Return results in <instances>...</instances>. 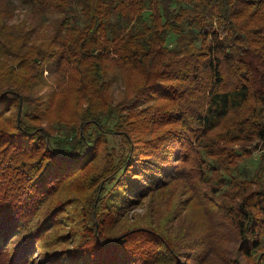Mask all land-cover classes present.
<instances>
[{
	"label": "trees",
	"instance_id": "obj_1",
	"mask_svg": "<svg viewBox=\"0 0 264 264\" xmlns=\"http://www.w3.org/2000/svg\"><path fill=\"white\" fill-rule=\"evenodd\" d=\"M24 1L37 9L29 26L17 31L13 49L0 46L20 69L0 93V116L15 106L12 136L22 144L7 153L11 140L0 128V264L175 260L170 234L127 212L142 201L166 200L175 184L194 186L189 179H210L204 192L229 211L237 248L249 256L264 229V151L251 175L239 173L248 183L234 181L233 192L217 197L215 184L232 177L219 173L215 153L242 161L264 148V0ZM44 8L61 14L46 33ZM112 67L132 76L116 102L108 95ZM44 70L79 105L71 120L58 118L54 126L40 124L44 112L33 94ZM156 100L172 105L158 119L180 126L160 138L161 150L146 152L132 145L126 121ZM109 116L115 128L126 127L118 129L128 143L119 159L102 137ZM215 131L217 142L196 147ZM98 153L103 165L92 167ZM64 190L71 193L61 197Z\"/></svg>",
	"mask_w": 264,
	"mask_h": 264
},
{
	"label": "rangeland",
	"instance_id": "obj_2",
	"mask_svg": "<svg viewBox=\"0 0 264 264\" xmlns=\"http://www.w3.org/2000/svg\"><path fill=\"white\" fill-rule=\"evenodd\" d=\"M36 10V6L25 3L24 0H0V34L2 33L0 39L4 38L0 40V46L5 47L7 44L6 51L10 48L13 49L9 45H12L17 39V31L29 26ZM60 15L53 9L44 8L43 12H41V17L43 16L41 22L42 32L46 33L52 22H54L53 20L60 18ZM10 52L12 51L3 52L0 48V93L6 89L10 75L15 70H20L17 67L16 60L9 54ZM2 68L10 69L11 73L4 72ZM124 72L128 73L129 71L125 70ZM111 73V80L108 83V95L112 101L116 102L129 87L132 76L129 79L125 73L115 67L111 68ZM43 77L40 82L38 78L33 93L37 97L36 105L41 112H44V119L41 120L40 124L44 126L51 122V126H54L58 118L65 122L71 120L72 115L75 114L79 107L73 94L66 91L65 83L59 87L57 86L54 82V74L49 76L48 72L44 70ZM81 105L84 106V101H81ZM167 109H172L170 103L156 100L143 104L134 109V111L129 112L126 123L128 122L127 128L133 127L130 129V134H128L133 146L135 145L146 152H153L156 147L157 150H161L162 141L160 138L166 132H173L175 129H179L178 127L180 126V124L175 122L165 123L168 120L158 119L162 117L160 112ZM15 113L16 108L11 105L0 116V128H5L3 130L4 134H1L4 139L11 140V143L6 144V141L4 144V146L7 145V153L14 150L18 152L22 150V146H20L22 144H17L16 146L17 139L12 136V132L15 131L13 126L16 124ZM114 121V116H109V118L103 120L104 135L102 137L106 138V144L109 145L111 143L115 147L117 151V153L115 152V158L118 157L119 159L128 148V143L124 135L118 132V129L126 131V127L115 128ZM33 122L36 124L35 121ZM214 133L208 134L207 138H203L198 143L203 145L196 147L202 148L204 145L214 143V140L217 142L216 131ZM149 141L156 145L150 146ZM222 145L224 144L222 143ZM238 145V143H233L231 147L238 148ZM249 146H252V144ZM259 147L257 146L258 149L253 150L249 158L242 161L237 159L238 157L235 160L233 156L231 157L232 154L226 155L224 152L222 153V150H216L215 154L218 155L222 161L221 163H223L219 168V173L231 176L232 180L226 179L219 184H215V187H218L219 190L215 197L222 192H233L235 189L234 181L243 182L244 185L248 183L247 180L251 178L245 179L239 173L242 175L246 171L249 175L252 174L253 169L255 170L256 168L254 160L258 155V151H264V148ZM206 156L207 158L212 157L209 154ZM103 158L98 153L96 159L89 165H93L92 167L103 165ZM195 162L196 154L194 150L188 165H195ZM76 177H79V181H74L77 186L82 181V177L80 173ZM189 181L196 187L192 185L179 187L175 184L166 192V194L169 193L165 197L166 200L155 199L151 205L147 204L146 201H142L131 207L127 212V216L130 219L141 224H147L151 221L152 226L170 234L166 237L179 256L175 254L170 256L175 260L167 259L164 262L163 259L155 260L152 264H264V229L261 234L260 244L250 255L241 254L237 248L238 236L235 226L229 218V211L216 207L211 200L210 194L204 192L210 184V179L199 182L189 179ZM69 193L71 192L64 190L60 193V196L63 197ZM181 206L183 209H181ZM145 214L147 217L144 216ZM166 220H171L172 223V227L169 230H166L164 225ZM64 228L66 227L64 226Z\"/></svg>",
	"mask_w": 264,
	"mask_h": 264
}]
</instances>
